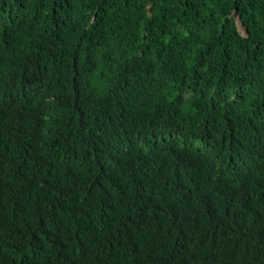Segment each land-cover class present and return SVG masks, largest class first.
Wrapping results in <instances>:
<instances>
[{
	"label": "trees",
	"instance_id": "16d2710c",
	"mask_svg": "<svg viewBox=\"0 0 264 264\" xmlns=\"http://www.w3.org/2000/svg\"><path fill=\"white\" fill-rule=\"evenodd\" d=\"M0 264H264V0H0Z\"/></svg>",
	"mask_w": 264,
	"mask_h": 264
},
{
	"label": "clouds",
	"instance_id": "9594fccd",
	"mask_svg": "<svg viewBox=\"0 0 264 264\" xmlns=\"http://www.w3.org/2000/svg\"><path fill=\"white\" fill-rule=\"evenodd\" d=\"M133 72H134V74H135V79L138 81L139 80V75L140 74H148L149 75V72L148 71H146L145 69H142V68H139V69H131ZM131 117H128V119L127 120H121V121H119L118 123H119V126H117V128L118 129H121V130H124V131H126V129L125 128H123V127H129V121H131ZM121 125V126H120ZM181 146H183V145H181ZM181 240V237L179 238V240H178V242H177V246H179V241Z\"/></svg>",
	"mask_w": 264,
	"mask_h": 264
},
{
	"label": "rangeland",
	"instance_id": "374dc122",
	"mask_svg": "<svg viewBox=\"0 0 264 264\" xmlns=\"http://www.w3.org/2000/svg\"><path fill=\"white\" fill-rule=\"evenodd\" d=\"M241 32L244 33V30L241 29Z\"/></svg>",
	"mask_w": 264,
	"mask_h": 264
}]
</instances>
